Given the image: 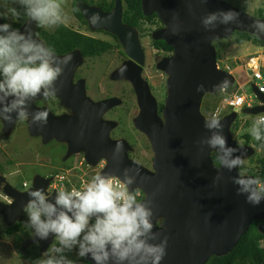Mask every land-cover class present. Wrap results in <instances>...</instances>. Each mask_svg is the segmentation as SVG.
<instances>
[{"label":"water","instance_id":"1","mask_svg":"<svg viewBox=\"0 0 264 264\" xmlns=\"http://www.w3.org/2000/svg\"><path fill=\"white\" fill-rule=\"evenodd\" d=\"M77 8L92 30H104L115 36L126 56L141 63L143 53L137 34L121 23L120 0H116L109 14L82 4H78ZM227 10L238 13V23L217 26L214 31H205L201 26L200 20L207 13ZM141 11L144 17L157 16L165 28L153 33V39L163 41L174 52L171 58L157 66L168 76L162 119L158 117L156 101L139 73H136L135 79L127 77L138 101L139 112L134 119V127L149 141L154 155L153 172L130 162L126 153L116 151L118 145L121 149H125V146L110 140L108 135L113 124L104 122L102 114L120 103L116 99L94 104L85 99L83 92H80L78 99L72 100L69 96L56 93L55 97L72 111V115L54 117L48 113L46 124H33L31 120L26 124L33 138L41 137L44 143L53 139L67 143L64 161L73 155L84 154L85 163L91 167L96 166L100 159L107 161L100 173L122 180L127 170L129 175L136 177V183L131 187L138 188L143 198L150 202L154 213L153 232L158 233L160 239L167 237L166 254L161 264H206L212 257L227 256L252 223L264 221V201L253 207L245 203L244 196L236 194V186L231 178L239 174L238 169L232 172L221 169L218 174L212 157L214 151L206 146L201 148L198 143L209 135L203 127L206 119L200 112L202 98L220 92L215 86L223 80L229 81L228 88L234 85V77L218 69L212 43L228 40L235 32L252 35L264 43V35L258 37L251 27L254 22L264 20L244 14L223 0H207V3L200 0H142ZM94 14L98 20L92 24L90 17ZM0 23H3L2 19ZM36 29L35 22L31 20H26L19 28L21 32L35 34ZM75 54L79 55L77 52ZM70 56L73 57V54ZM75 67L71 66L70 71L65 68L55 85L63 78L62 83L71 86L65 73L69 72L71 78ZM121 69L112 75V80L119 79ZM197 85H203V91L197 92ZM251 88L262 106L243 110L242 114H264V96L258 94L253 86ZM39 98L37 96L30 102V112L46 111L34 106ZM84 108L91 110L93 116L84 112ZM235 119V113L220 119L223 134L228 146L237 149V155L243 156L244 160L251 159L255 155L254 149L239 146L233 140L231 127ZM17 122L0 123L2 133L11 134ZM47 185L46 180L34 177L30 188L20 192L0 177L1 194L12 201L9 205L0 202L3 226L12 228L20 223L23 219L22 209L28 200L27 192L32 188L45 190ZM257 230L264 235V224H260ZM53 243L51 237L38 243L29 238L24 241L21 251L39 244V251L43 253ZM155 243H159V239ZM83 261L92 264L87 258Z\"/></svg>","mask_w":264,"mask_h":264},{"label":"clouds","instance_id":"2","mask_svg":"<svg viewBox=\"0 0 264 264\" xmlns=\"http://www.w3.org/2000/svg\"><path fill=\"white\" fill-rule=\"evenodd\" d=\"M12 5H18L19 10ZM24 17L41 28L66 24L69 17L61 0H9V7L0 11V19L12 20L0 23V123L31 120L44 125L48 112H30L29 104L37 96L47 100L56 95L55 82L72 57H59L35 33L14 28L13 23ZM238 18L232 10L216 11L204 15L200 24L205 31H214L217 26L238 23ZM97 20L95 14L90 17L92 24ZM251 27L258 37L264 35V22H254ZM126 70L122 68L121 72ZM203 87L197 85L196 91H203ZM215 87L226 90L229 81L223 80ZM203 127L209 135L198 143L201 148L206 146L214 151L218 174L221 169L232 172L241 168L244 158L236 154V148L228 146L218 117L210 116ZM250 135L264 149V115L253 120ZM120 148L118 145L116 151ZM231 182L236 186V194L245 197V203L255 207L264 201V180L259 177L239 173ZM135 183L136 177L125 170L122 180L97 172L81 188L61 187L54 196L43 188L29 190L22 209L27 219L22 226L37 243L50 237L56 242L33 264H77L68 255L73 251L77 258H87L92 264H161L167 237L160 239L153 232L152 207L141 198L138 188L131 187ZM65 184L71 185L68 178ZM158 239L159 243H155Z\"/></svg>","mask_w":264,"mask_h":264},{"label":"flooded vegetation","instance_id":"3","mask_svg":"<svg viewBox=\"0 0 264 264\" xmlns=\"http://www.w3.org/2000/svg\"><path fill=\"white\" fill-rule=\"evenodd\" d=\"M115 2L116 0H113V2L112 0H82V1L71 0V4H69L70 10H66L64 12L70 19V20L68 19L67 22L69 25L62 24L59 26L65 29L66 32L70 34V37L72 39V44L54 50L57 56L59 57L69 56L73 54V57L71 59V64H69L66 67V70L70 71L71 66L75 67L76 65V67L71 72V78L69 72L66 71L65 73V76L70 80L71 86H68L67 84H63L62 83L63 78H61L59 79V82L55 85V88L57 89V94L62 93L64 94V96H69L71 100L78 99L80 92L81 93L83 92L84 97L87 101H90L94 104L103 101H108L110 99L118 100L120 102L118 105L105 111L102 114V120L104 122L113 124V127L109 131L108 136L111 141L119 142L125 146V149L120 148V150H122L121 153L123 154L126 153L127 158L130 162L139 165L140 167H142L143 169L149 172H153L152 164H153L154 155L151 150L149 141L143 133H141L134 127V119L139 112L138 101L133 85L129 82V80H127V77L131 79H135L136 73H139L140 78L144 83H146L152 97L156 101L157 114L158 117L162 119V112L167 98L166 86H167L168 76H166L164 73L159 71L157 69V66L163 60H167L171 58L174 52L163 41L153 39V33L160 32L165 28L155 14H152L149 17H145L146 19L138 21L139 24L137 28L134 26H128L123 21L125 0H120V5L122 9L121 23L124 26L131 28L136 32L143 53L142 54L143 58L141 60V63L131 60L126 56L124 48L122 47L119 40L115 36L104 30H98V31L92 30L89 27L86 19L82 16V14L79 12L77 8L78 4H82L90 8L98 9L104 14H109L113 11ZM76 10L78 11L82 19H80L78 15L75 13ZM140 10H141V3H140ZM256 19H260V18H256ZM59 26H56L54 28L40 27L41 28L40 31L44 33L42 34V37L46 38V41H48L49 39L52 38L53 34L56 33V30ZM37 31H38V26L36 29V36L40 41H42L45 45H47V43L42 38L38 37ZM237 34L239 33H234L233 35H237ZM233 35L231 36L230 39L221 40V41H230L232 40ZM221 41H214L212 43V46L214 47L215 43H220ZM76 52L79 55L75 54ZM251 56H257L259 58L260 60L258 62L259 66L264 64V49L257 52H252L247 55H243L241 61L245 62V59H249ZM77 63L79 64L77 65ZM216 64L218 69L224 70L225 72L234 75L235 66L232 65H234L235 63L230 65L231 68L229 67V69L231 70H229L228 68H223L221 65H219L220 62L217 61V53H216ZM124 65L127 70L119 74V79L112 80L111 79L112 75L116 71L121 69ZM235 65L239 67L240 62L238 61L237 64ZM261 70L264 73V68H261ZM109 83L123 84L125 85V87L122 88L120 91H117L116 93L109 88L108 86ZM218 93L223 94V92H218ZM218 93H216V95L214 96H217ZM261 95L264 96V91L261 92ZM208 96L210 95H206L204 97H208ZM204 97L202 98V101ZM257 101L258 104L256 106L252 105L250 109L256 107L258 108L262 106V103L259 100ZM34 106L38 109L46 110L54 117L72 115V111L67 109L65 106H63L61 104L60 99L55 96L48 98L47 100L42 99L40 97L39 100L34 102ZM129 107L132 109V111H134L133 115H130L131 112L127 111ZM242 110L243 109H241L238 112V114L241 113ZM84 112L91 115V117L93 116L91 114V110L89 109L84 108ZM238 114L236 116L234 124L231 127V133L235 125H237L239 122L237 118ZM262 115L264 114H258L254 116L247 115V116L259 117ZM26 123L27 121L25 122L18 121L14 129V131L19 128L24 129L26 131L27 137L31 139V141L36 143V146L30 145V147L27 149V153H26L27 160L24 163L25 165L27 164L26 167H30L33 169L35 168L34 170H38V169L40 170V172H36V171L34 172L31 178V183L34 177H39L43 180H46L48 185L45 190L49 195L53 193L50 194L48 189L57 181L59 176H64L65 178H68L70 184H74L76 183V181H78L82 187L86 181L90 180L91 177L95 175L97 172H101L102 169H104V167L106 166L107 161L105 159H100L96 164V166L94 167L88 166L85 163L84 154L73 155L64 161L68 149L67 143H59L54 139L44 143L41 137L33 138L29 135L28 126ZM0 129H1V124H0ZM14 131L11 134H13ZM11 134L4 135L2 133L1 137L3 135L5 136V138H7ZM234 135L235 133L232 134L233 140L237 145L252 147L255 151V155L251 159L244 160L245 163H249L252 159H254V157L258 156V154L261 153L252 144L248 145V144H244L243 141L242 142L236 141L234 139ZM2 146H5V148L0 147V153H4L6 150L9 149L8 144H3ZM12 152L17 159H13V161L6 162V164H4V166H1L0 169V177L4 179L6 184H9L8 177H12L16 174H19L21 173V170H24V166H22L21 163H19L21 162L20 161L21 154L19 153V148L16 147L15 149L12 150ZM116 153L119 154L118 152ZM30 154H33V157H35L33 158L34 160H32V156ZM28 155H30L31 157ZM212 157L214 161L215 153L212 154ZM74 160L75 162L73 163V165L66 168L65 163H68L69 161L73 162ZM214 165L218 167L216 161H214ZM250 170H251L250 167L249 168L247 167L245 171H243L242 167L238 169L239 173H243L244 175L247 176H253L251 174L250 175L248 174ZM30 186L26 182H23L20 186L21 188L14 186L12 187H14L20 192H24L28 190ZM140 194H141V198H143V193L140 192ZM8 201L11 200L3 198L0 190V202L7 205L12 203V201L11 203H9ZM26 219L27 217L23 213V219L21 220L20 223H23L24 221H26ZM0 223L3 226V222L0 221ZM260 224H264V221L258 222L256 227H258ZM22 228L24 227L22 226ZM29 238L30 237L28 236V238H26L25 240ZM35 246H37L39 249V244L34 245L32 247ZM40 255L41 253L39 252V256ZM85 264L88 263L85 262Z\"/></svg>","mask_w":264,"mask_h":264},{"label":"rangeland","instance_id":"4","mask_svg":"<svg viewBox=\"0 0 264 264\" xmlns=\"http://www.w3.org/2000/svg\"><path fill=\"white\" fill-rule=\"evenodd\" d=\"M227 3H229L232 7L240 10L241 12H244L245 14L258 18L255 16V12L258 9H263L264 11V0H223ZM63 4V11L70 10L69 4H71V0H64L61 1ZM13 7H18V5H12ZM9 7V0H0V11H3L4 9ZM70 20V19H69ZM68 24V23H66ZM69 25V24H68ZM238 36L233 35L232 40L230 41H221L220 43H215L214 48L217 53V61L220 62L219 65H221L223 68L230 67L231 64L235 63L237 64V60L240 56H243V52L246 51V48H241L236 46V40ZM235 66V73L236 81L235 84L227 90L224 94L218 93L217 96H208L204 97L202 103L200 112L202 116L205 119H208L212 112L214 113L215 108L219 105L220 97L221 96H228V95H242L245 96V98L250 97L249 101L251 105L256 106L258 104V101L255 99V95L251 89L250 84L252 83V71L248 70L244 67V65H240L239 67ZM221 67V68H222ZM231 68V67H230ZM231 70V69H229ZM109 88L116 92L120 91L122 88L125 87L123 84H108ZM214 110V111H213ZM127 111L131 112L130 115H133L134 111L129 107ZM226 114V112H225ZM213 115V114H212ZM238 124H237V131L235 132L234 139L238 142H242L243 140L240 139V136L244 133L250 132V128L247 126H244L246 123L252 124L253 120H255L257 117H249L247 115L238 114ZM220 119V118H219ZM1 129H0V147L3 144H8L9 149L6 150L4 153H0V169L1 166H4L6 162L13 161V159H17L15 155L13 154L12 150L16 147L19 148V153L21 154L20 161L22 166H24V170H21V173L16 174L12 177H8V182L14 187H20L23 182H26L29 186L31 185V178L34 172H40V170H34L33 168L26 167L25 161L26 159V153L27 149L30 147V145H35L31 139L27 137L26 131L22 128L16 129L13 134H11L9 137L5 138V136L2 135L1 137ZM29 154V153H28ZM33 158V154H30ZM28 155V156H30ZM259 155V154H258ZM30 156V157H31ZM258 157V156H257ZM257 157L251 160L249 163H244L242 166L243 171L248 167L252 169H256L257 167ZM77 159V158H76ZM79 159V158H78ZM77 161V160H76ZM62 162V160H61ZM75 160L69 161L68 163H65L66 168L73 165ZM64 164V163H63ZM23 169V168H22ZM240 169V168H239ZM44 174V173H43ZM21 188V187H20ZM2 225L0 223V231L2 230ZM10 240L8 238L2 237L0 234V264H33L35 260L39 257V249L37 246L31 247L27 249L25 252H21V247L23 244V241L28 238L27 231L22 234H13ZM56 242H54L52 245H54ZM264 244V242H263ZM51 245V246H52ZM50 246V247H51ZM70 258L76 259L77 264H85V262L75 256V252L68 254Z\"/></svg>","mask_w":264,"mask_h":264},{"label":"trees","instance_id":"5","mask_svg":"<svg viewBox=\"0 0 264 264\" xmlns=\"http://www.w3.org/2000/svg\"><path fill=\"white\" fill-rule=\"evenodd\" d=\"M82 1V0H81ZM113 2V0H112ZM141 0H125L124 2V13H123V21L128 26L138 27L140 20L146 19L140 10ZM16 7V6H15ZM19 10V6L17 7ZM75 13L78 15L80 19L78 11ZM255 16L264 19V11L263 9H258L255 12ZM3 23H12L11 18L7 20H2ZM26 21V17L22 18L20 22L13 23L14 28H20L21 25ZM41 28L38 27V37L42 38L49 47L53 49H60L61 47H65L66 45L72 44V39L70 34L66 32L62 27H58L56 33L53 34L52 38L46 41V38L42 37L43 32L40 31ZM238 38L236 40L237 47L246 48V51L243 52V55L250 54L252 52H257L264 49V44L259 42L255 37L239 33L237 34ZM214 111V110H213ZM213 114V112H212ZM212 114L210 116H212ZM244 126L249 127L250 125L246 123ZM237 131V125H235L232 130V134ZM240 139L243 140L244 144H252L259 152L257 157V168L252 169L248 172V174L259 177L261 180H264V149L260 148L258 142L254 141L250 135V132L244 133L240 136ZM255 157V158H256ZM216 161V160H214ZM251 162V161H250ZM254 171V172H253ZM253 172V174H252ZM258 222H254L246 234L239 240L238 244L235 248L224 257H212L208 260L206 264H262L264 259V235H261L256 225ZM2 230L0 234L4 238H9L13 234H22L27 230L22 228V223H17L12 228L1 227ZM22 252V251H21ZM40 257V256H39ZM38 257V258H39Z\"/></svg>","mask_w":264,"mask_h":264},{"label":"bare ground","instance_id":"6","mask_svg":"<svg viewBox=\"0 0 264 264\" xmlns=\"http://www.w3.org/2000/svg\"><path fill=\"white\" fill-rule=\"evenodd\" d=\"M225 2V1H224ZM227 3V2H226ZM230 5V4H229ZM231 6V5H230ZM232 7V6H231ZM232 8H234V7H232ZM236 9V8H235ZM238 10V9H237ZM238 11H240V10H238ZM241 12V11H240ZM242 13H244V12H242ZM245 14V13H244ZM252 17V16H251ZM254 18V17H253ZM258 20H264V19H258ZM235 33H240V32H235ZM234 34V33H233ZM232 34V35H233ZM244 34H246V33H244ZM247 35H249V34H247ZM250 36H252V35H250ZM254 37V36H253ZM256 38V37H255ZM257 39V38H256ZM260 41V40H259ZM263 43V42H262ZM264 44V43H263ZM241 58H242V56H240V58L239 59H236V60H238L239 62H240V65H244V67L246 68V69H248V70H250L247 66H246V63H247V61H249L250 59H258L257 61L259 62L260 60H259V58L257 57V56H251L249 59H245V62H242L241 61ZM257 65H259V64H257ZM261 68H264V64H262V65H260V67H259V70H258V72H259V74H260V79L259 80H257V79H255L254 77H253V73H252V83L250 84V86L252 87H254L255 89H256V91H257V93L258 94H260L261 95V92H263V91H261L260 90V88H264V73L262 72V70H261ZM252 71V70H251ZM229 74V73H228ZM229 75H231V74H229ZM231 76H233L234 77V84H235V81H236V76L235 75H231ZM231 88V87H230ZM229 88H227L226 90H221L220 92H223V94L225 93V92H227V90H228ZM252 89V88H251ZM254 93V92H253ZM255 95V94H254ZM225 98H230V99H237V98H241L242 99V104H240L239 106H225L224 104H223V100L225 99ZM255 98L257 99V97H256V95H255ZM249 99H250V97H248V98H245V96H242V95H228V96H222L221 98H220V102H219V105L217 106V107H220L221 108V111L223 112V114L222 115H220V117H218V119L220 118V119H222L223 117H225L226 115L228 116V115H230L231 113H235L236 114V116H237V114H238V112L241 110V109H243V110H251L250 108H251V103H250V101H249ZM258 100V99H257ZM216 107V108H217ZM261 107V106H260ZM215 108V109H216ZM257 108V107H256ZM254 109V108H253ZM242 110V111H243ZM242 111H241V114H242ZM225 112H226V114H225ZM245 115V114H244ZM252 116V115H251ZM260 117V116H259ZM259 117H257V118H259ZM256 118V119H257ZM219 119V120H220ZM250 126L248 127V128H251V124H249ZM235 142V141H234ZM241 146V145H240ZM253 224V223H252Z\"/></svg>","mask_w":264,"mask_h":264},{"label":"built area","instance_id":"7","mask_svg":"<svg viewBox=\"0 0 264 264\" xmlns=\"http://www.w3.org/2000/svg\"><path fill=\"white\" fill-rule=\"evenodd\" d=\"M258 59H250L249 61H247L246 63V66L252 70L253 72V77L257 80L260 79V74L258 72L259 70V65L258 64ZM261 91L264 90V88H260ZM223 104L225 106H239L240 104H242V99L241 98H235L234 100L233 99H230V98H225L223 100ZM223 112L221 111V108L220 107H217L213 113V115L217 116V117H220V115H222ZM65 180L66 178L64 176H59L57 181L48 189L49 193H54L56 191H58L61 187H64V188H72L73 186L77 187V188H81V185L79 184L78 181H76V183L74 184H71L69 187L66 186L65 184Z\"/></svg>","mask_w":264,"mask_h":264}]
</instances>
